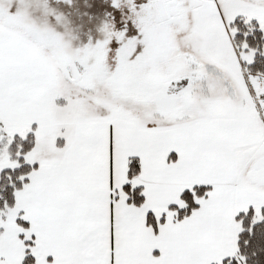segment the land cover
Wrapping results in <instances>:
<instances>
[{
    "label": "snow or ice",
    "instance_id": "6c2138e0",
    "mask_svg": "<svg viewBox=\"0 0 264 264\" xmlns=\"http://www.w3.org/2000/svg\"><path fill=\"white\" fill-rule=\"evenodd\" d=\"M0 264H264V0H0Z\"/></svg>",
    "mask_w": 264,
    "mask_h": 264
}]
</instances>
